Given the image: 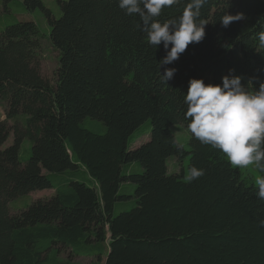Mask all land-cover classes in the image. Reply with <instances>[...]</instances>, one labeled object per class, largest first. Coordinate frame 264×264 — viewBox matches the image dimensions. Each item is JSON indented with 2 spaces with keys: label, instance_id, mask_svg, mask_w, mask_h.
I'll use <instances>...</instances> for the list:
<instances>
[{
  "label": "trees",
  "instance_id": "16d2710c",
  "mask_svg": "<svg viewBox=\"0 0 264 264\" xmlns=\"http://www.w3.org/2000/svg\"><path fill=\"white\" fill-rule=\"evenodd\" d=\"M57 1L59 17L43 0H24L49 20L54 79L42 71L37 23L0 31V264H68L60 254L69 249L104 256L105 264H264V200L256 185L222 151L192 135L186 150L171 129L189 123L191 79L218 84L239 75L249 89L264 82V0H207L200 10L205 38L168 65H159L163 43L150 45L140 17L126 15L118 0ZM187 2L164 8L159 20L178 18ZM226 13L244 18L224 28ZM165 68L176 70L166 82ZM87 117L106 131L82 126ZM148 119L151 138L129 149L130 135ZM10 134L12 144L3 147ZM25 139L32 148L22 162ZM187 154L188 169L205 170L198 179L168 172L169 157ZM132 162L143 171L124 174ZM79 169L86 180L68 175ZM123 182L135 184L136 204L116 215V202L128 198ZM47 188L55 194L11 212L12 199Z\"/></svg>",
  "mask_w": 264,
  "mask_h": 264
},
{
  "label": "clouds",
  "instance_id": "9594fccd",
  "mask_svg": "<svg viewBox=\"0 0 264 264\" xmlns=\"http://www.w3.org/2000/svg\"><path fill=\"white\" fill-rule=\"evenodd\" d=\"M206 2L188 0L178 18L163 22L159 20L162 10L180 0H118V6L126 15L140 17L150 45L158 48L163 43L166 55L159 65H168L178 60L190 44L205 38L208 21L201 18L200 10ZM243 18V13H226L220 22L227 28ZM260 40L264 44V36ZM175 71L165 68L161 74L163 81L173 78ZM184 103L187 128L195 139L222 151L236 168L253 166L264 173V82L258 89H249L239 75H225L218 84L193 78ZM204 174V169L192 166L186 178L191 181ZM255 185L257 197L264 200V175L256 177Z\"/></svg>",
  "mask_w": 264,
  "mask_h": 264
},
{
  "label": "rangeland",
  "instance_id": "374dc122",
  "mask_svg": "<svg viewBox=\"0 0 264 264\" xmlns=\"http://www.w3.org/2000/svg\"><path fill=\"white\" fill-rule=\"evenodd\" d=\"M44 5L49 8L55 17H59L62 13L61 6L57 0H43ZM22 20H32L37 23L41 32V57H42V71L45 76L54 79L55 72L58 67V52L52 46L49 40V34L51 26L45 12L41 8H37L33 11H28L25 7L24 0H0V31L4 30L6 26L16 23ZM5 118L3 104L0 102V121ZM23 121L24 117H20ZM82 126L95 131H106V126L103 122L95 120L91 117L85 118ZM172 132L174 133L177 141L186 150L191 149L190 138L191 133L188 131L187 126L182 123L172 125ZM152 133V121L151 119L143 122L129 138V149H134L142 143L148 141L151 138ZM13 142V136L10 134L3 147H6ZM32 144L28 139H25L21 145L19 158L22 162H25L31 155ZM190 161V155L187 154L182 161H179L176 156L168 158L167 166L169 173H181L189 174L188 164ZM243 177L248 181L255 184L257 176L262 175L261 172L253 166L247 169H241ZM143 168L139 162H132L123 166V173H140ZM68 175L76 179L86 180V175L82 169L70 171ZM52 179H56V174H50ZM56 190L54 188L34 190L29 193L20 195L9 202V207L12 213H16L22 209L27 208L32 202L40 198H48L54 195ZM120 193L125 194L128 198L119 200L114 206V214L131 209L136 204L135 200V184L131 182H123L120 187ZM60 258L67 261L68 264H105L104 256L99 259L98 254L94 255H75L70 249L64 250L60 254Z\"/></svg>",
  "mask_w": 264,
  "mask_h": 264
}]
</instances>
